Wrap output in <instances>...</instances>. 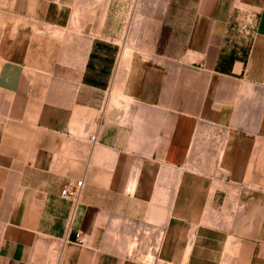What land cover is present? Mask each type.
Masks as SVG:
<instances>
[{"label": "crops", "instance_id": "crops-1", "mask_svg": "<svg viewBox=\"0 0 264 264\" xmlns=\"http://www.w3.org/2000/svg\"><path fill=\"white\" fill-rule=\"evenodd\" d=\"M0 264H264V0H0Z\"/></svg>", "mask_w": 264, "mask_h": 264}, {"label": "built area", "instance_id": "built-area-1", "mask_svg": "<svg viewBox=\"0 0 264 264\" xmlns=\"http://www.w3.org/2000/svg\"><path fill=\"white\" fill-rule=\"evenodd\" d=\"M91 140L94 141V137H92ZM81 189L82 181L70 182L61 190L60 195L63 199L70 200L74 207H76L79 201ZM72 243L83 246L86 243V239L81 233H77L72 240Z\"/></svg>", "mask_w": 264, "mask_h": 264}, {"label": "rangeland", "instance_id": "rangeland-1", "mask_svg": "<svg viewBox=\"0 0 264 264\" xmlns=\"http://www.w3.org/2000/svg\"><path fill=\"white\" fill-rule=\"evenodd\" d=\"M124 48V51H129L131 48L130 46H126V47H123Z\"/></svg>", "mask_w": 264, "mask_h": 264}]
</instances>
